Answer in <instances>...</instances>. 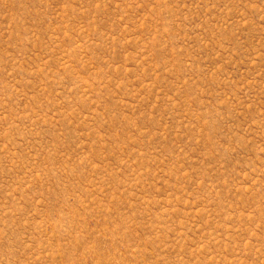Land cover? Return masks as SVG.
Segmentation results:
<instances>
[{"label": "rangeland", "instance_id": "obj_1", "mask_svg": "<svg viewBox=\"0 0 264 264\" xmlns=\"http://www.w3.org/2000/svg\"><path fill=\"white\" fill-rule=\"evenodd\" d=\"M0 264H264V0H0Z\"/></svg>", "mask_w": 264, "mask_h": 264}]
</instances>
